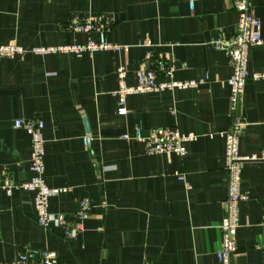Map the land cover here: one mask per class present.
<instances>
[{
	"label": "crops",
	"instance_id": "1",
	"mask_svg": "<svg viewBox=\"0 0 264 264\" xmlns=\"http://www.w3.org/2000/svg\"><path fill=\"white\" fill-rule=\"evenodd\" d=\"M252 3L264 37V0ZM74 15L103 16L112 22L106 39L124 48L80 56L33 51L98 40L66 29ZM238 19L233 0H0V43L26 50L0 56V167L16 185L32 177L31 136L14 121L41 118L51 213L70 220L80 198L92 203L71 239L55 222L38 224L33 192L0 188V262L52 250L57 264H220L229 179L222 133L240 120L248 199L240 203L232 264H264V78L248 79L233 110V67L215 45L236 33ZM248 58L251 75L264 73V44L251 46ZM162 62L173 79L196 85L131 94L120 115L118 69L126 68L125 83L134 86L139 69ZM156 79L167 78L158 72ZM158 127L197 139L185 156L149 153L136 131L148 137Z\"/></svg>",
	"mask_w": 264,
	"mask_h": 264
},
{
	"label": "built area",
	"instance_id": "2",
	"mask_svg": "<svg viewBox=\"0 0 264 264\" xmlns=\"http://www.w3.org/2000/svg\"><path fill=\"white\" fill-rule=\"evenodd\" d=\"M193 6V2H191ZM234 9L238 12L237 31L230 38L219 37L215 45L219 49H225L228 53L233 72L228 83L231 88L232 109L236 110L240 97L245 91L247 81L250 77L255 79L264 78V73L250 74L249 72V48L254 45L264 44V37L261 35V21L254 13L252 0H233ZM112 28V22L103 21V16L85 17L74 15L66 24V29L74 32L93 34L97 32L98 40L92 37L84 44H65L57 46L36 47L33 49L38 54H48L52 52L73 53L82 55L87 51L97 50H120L123 46L110 43L106 39V32ZM25 48L15 43H0V56H13L23 54ZM164 75L167 79L157 81V73ZM127 70L124 67L118 69L119 88L114 93L118 97V113L125 115L128 113L126 98L131 94L146 93L153 91L173 90L175 88H187L195 86L196 83L183 82L173 79L171 67L162 62L157 70L143 67L137 71V83L128 86L125 83ZM14 126L24 129L31 136V171L32 177L22 184H13L8 178V172L0 167V176H5L6 180L1 181L0 188L7 195H12L15 189H22L34 193V207L37 212V222L42 227H49L55 222L64 228L68 238H77L84 229L85 221L90 217L92 203L88 198H80L78 209L71 215L70 220L65 214H52L49 208L50 198L54 194L45 179V138L43 130L45 122L41 118H18L14 121ZM242 134V124L240 120L235 121L232 127L222 133L226 142L225 158L228 179V196L226 200V214L220 223L222 231V245L217 252L220 264H232L233 256L238 252L237 229L239 226L240 203L248 199V195L242 191V167L247 157L240 155L239 143ZM125 135V138H129ZM136 139L145 144L149 153H175L185 156L188 153L187 143L197 139V136L190 133H182L177 128L158 127L151 130L150 135L145 137L140 130L136 131ZM89 137L84 141L88 143ZM180 180H184L183 175H179ZM57 253L52 250L38 252H23L10 263L0 262V264H57ZM143 264H153L146 259Z\"/></svg>",
	"mask_w": 264,
	"mask_h": 264
},
{
	"label": "rangeland",
	"instance_id": "3",
	"mask_svg": "<svg viewBox=\"0 0 264 264\" xmlns=\"http://www.w3.org/2000/svg\"><path fill=\"white\" fill-rule=\"evenodd\" d=\"M92 36L93 37H96L97 36V32H94Z\"/></svg>",
	"mask_w": 264,
	"mask_h": 264
}]
</instances>
